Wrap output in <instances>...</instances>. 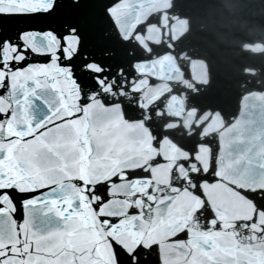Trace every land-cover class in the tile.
I'll use <instances>...</instances> for the list:
<instances>
[{
  "label": "snow or ice",
  "instance_id": "6c2138e0",
  "mask_svg": "<svg viewBox=\"0 0 264 264\" xmlns=\"http://www.w3.org/2000/svg\"><path fill=\"white\" fill-rule=\"evenodd\" d=\"M58 2L59 0H56L52 9H35L28 12L6 8L5 0H0V19L27 17L39 13L48 15ZM49 30H52L50 25ZM74 31L75 25H69L64 34ZM19 36L17 33L16 40L23 44ZM6 39L11 42L10 37L0 35V69L5 68L3 45ZM60 55H64L63 51ZM49 58L50 55L45 56V60ZM29 59L25 57L18 63L13 58L10 63L16 68L27 65ZM64 62L71 63V60L66 58ZM28 79L34 86L28 87V80L24 77L13 86L9 83L7 74L0 82V181L13 179L10 173L15 171L19 182L29 185L18 188L16 183H0V195L4 192H9L10 195L18 193L25 200L32 198L33 211L44 214L55 212L61 215L65 213L69 201L56 199L54 186L60 184L61 189L67 193L72 185L69 184L66 189L63 182L56 179L58 169L53 162L61 158L67 160L70 156L74 158L80 150L87 148L90 142L89 125L85 118H81L85 110L69 105L66 102L67 93L59 88L57 83H53L59 81V76L38 72ZM49 88L55 89V97L48 94ZM9 90V96L5 97V92ZM4 100L8 101L7 107L3 106ZM34 107L39 110L40 115L33 111ZM71 199L75 200L76 196L72 195ZM3 207L4 202L0 201V208ZM20 211L23 212L22 205Z\"/></svg>",
  "mask_w": 264,
  "mask_h": 264
},
{
  "label": "water",
  "instance_id": "95a60500",
  "mask_svg": "<svg viewBox=\"0 0 264 264\" xmlns=\"http://www.w3.org/2000/svg\"><path fill=\"white\" fill-rule=\"evenodd\" d=\"M216 31V30H215ZM212 31L211 29H207L202 31V38L206 40L208 43L215 44L218 46L219 50L223 51L225 54L229 55L230 53H234L233 45L228 43L226 44L225 41H219V39H223L222 35L219 32ZM205 32V33H204ZM217 34V37L215 35Z\"/></svg>",
  "mask_w": 264,
  "mask_h": 264
}]
</instances>
